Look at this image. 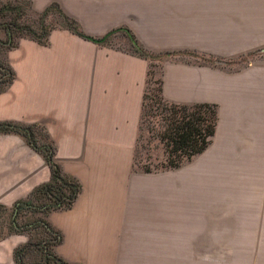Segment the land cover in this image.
Segmentation results:
<instances>
[{
  "label": "crops",
  "instance_id": "0c3cea01",
  "mask_svg": "<svg viewBox=\"0 0 264 264\" xmlns=\"http://www.w3.org/2000/svg\"><path fill=\"white\" fill-rule=\"evenodd\" d=\"M29 1L35 11L56 2L94 37L123 26L145 49L220 59L164 61L163 97L215 103L217 123L202 152L178 168L143 173L133 148L145 59L64 28L51 29L45 44L22 36L6 50L13 79L0 92V121L42 126L61 172L79 184L69 208L46 216L61 236L53 252L68 264H172L175 243L206 241L223 224L230 242L261 241L264 249V202L245 196L254 176L259 198L263 190L264 57L224 62L264 49V0ZM49 175L23 137L0 132L1 204ZM239 209L259 211L244 233L232 228ZM26 240L1 239L0 264H14L13 249Z\"/></svg>",
  "mask_w": 264,
  "mask_h": 264
},
{
  "label": "trees",
  "instance_id": "16d2710c",
  "mask_svg": "<svg viewBox=\"0 0 264 264\" xmlns=\"http://www.w3.org/2000/svg\"><path fill=\"white\" fill-rule=\"evenodd\" d=\"M51 11H55L60 17L59 26L47 28L39 25L34 29L17 23L20 12L18 5L9 2L0 5V29L5 34V39H0V92L13 79V71L6 63L4 54L16 45L18 37L26 36L39 44H45L51 29L64 28L82 39L113 47L112 38L119 34L126 43V48L119 50L141 57L147 62L133 148L135 168L143 173L175 169L207 147L217 123L216 104L177 103L166 100L162 95V64L168 58L181 54L201 57L203 63L217 62L219 58L186 50H148L123 26L115 27L101 37H94L84 33L76 21L62 12L54 1L40 11L41 20ZM5 17L8 19H3ZM255 52H249L247 55H253ZM245 56L224 62L240 63ZM145 130L151 132L152 138L157 140L162 150L163 159H155V163H140L137 158L139 140ZM0 132H14L23 137L26 144L41 155L50 172L47 181L34 186L26 196L15 200L11 206L0 203V240L12 233L27 235L25 243L13 249L14 264H68L53 252V246L60 242L61 236L46 221V216L50 211L71 206L79 191L78 182L61 172L54 159L53 145L39 124L0 121ZM30 254L37 255V260L27 263L26 257Z\"/></svg>",
  "mask_w": 264,
  "mask_h": 264
},
{
  "label": "rangeland",
  "instance_id": "374dc122",
  "mask_svg": "<svg viewBox=\"0 0 264 264\" xmlns=\"http://www.w3.org/2000/svg\"><path fill=\"white\" fill-rule=\"evenodd\" d=\"M25 1L26 0H0V5L5 2L18 5L20 12L19 17L17 18V23L21 25H28L34 29H37L39 25H43L47 28L59 26L60 17L55 11H51L41 20L39 16L40 11L33 10L31 8L30 1ZM3 19H6V17ZM0 39H5V34L2 29H0ZM112 46L118 49H125L126 43L119 34H116L112 38ZM173 57H193L196 58V61L202 62V58L198 56L181 54ZM261 57H264V51H256L253 55H247L243 57V60L240 61L238 65L245 64L251 59ZM230 68H235V66ZM137 158L140 160V163L144 161L155 163V159H163L162 150L159 147V143L155 138H152L151 132H146L145 130L142 133V137L139 140V146L137 149ZM248 181H250L249 185L247 186L248 192L245 195L248 198V201L250 202L252 199V203L260 200L264 202V178L261 198H259V195L257 194V178L254 176ZM236 213V218L231 220L232 228H237L239 233H244L247 228L246 225L249 224L250 218L252 216L256 218L259 211H256L255 209H239L236 211ZM222 230L223 233L221 235L216 234L212 236L207 234L206 241H187L184 243V248L182 247L181 243H179V245H176L175 243L172 264H261V258L263 254L262 251H264L263 243L261 241H255L254 243L241 241L230 242L228 240L229 236L224 232V224ZM212 238L215 239L210 240ZM35 260H37V255L35 254H30L26 257L27 263Z\"/></svg>",
  "mask_w": 264,
  "mask_h": 264
},
{
  "label": "water",
  "instance_id": "95a60500",
  "mask_svg": "<svg viewBox=\"0 0 264 264\" xmlns=\"http://www.w3.org/2000/svg\"><path fill=\"white\" fill-rule=\"evenodd\" d=\"M261 51H264V49H262Z\"/></svg>",
  "mask_w": 264,
  "mask_h": 264
}]
</instances>
